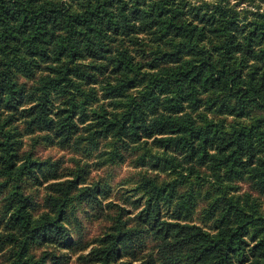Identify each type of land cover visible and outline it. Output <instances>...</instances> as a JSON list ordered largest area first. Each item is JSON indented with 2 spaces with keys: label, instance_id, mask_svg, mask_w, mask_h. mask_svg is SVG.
<instances>
[{
  "label": "trees",
  "instance_id": "1",
  "mask_svg": "<svg viewBox=\"0 0 264 264\" xmlns=\"http://www.w3.org/2000/svg\"><path fill=\"white\" fill-rule=\"evenodd\" d=\"M239 1L0 0L5 264L59 259L77 244L78 204L112 221L82 256L91 264H264V8ZM37 132L61 145L112 138L106 161L143 148L153 174L128 189L138 210L79 173L38 204L21 184L45 171L23 149Z\"/></svg>",
  "mask_w": 264,
  "mask_h": 264
},
{
  "label": "rangeland",
  "instance_id": "2",
  "mask_svg": "<svg viewBox=\"0 0 264 264\" xmlns=\"http://www.w3.org/2000/svg\"><path fill=\"white\" fill-rule=\"evenodd\" d=\"M232 2H238V0H232ZM257 4H261L260 6L264 8V0L239 1L238 7L241 10L243 8L254 10L257 9ZM111 142H113L112 138H103L98 144L82 142L79 146L76 144L61 145L56 141L47 140L43 137V133L23 134V149L32 151L39 160L46 161L43 167L44 172L38 171L36 175L24 177L21 182L24 191L30 193L38 204H42L46 186L51 181L73 179L79 173L81 185L99 182L101 197L104 201L113 200L123 205L130 210L129 216H132L138 210L134 201L141 193L135 194L129 192L128 189L137 184L142 174L152 175L153 170L149 169V165H143L140 161L143 148L125 152L123 160L115 157V159L106 161L100 153L111 150L113 148ZM161 174L164 176L163 173ZM239 186L241 192L250 191L256 196L260 195L252 189L248 182L241 181ZM77 206V215L72 212L81 220L80 225L72 226L77 244L71 248H55L56 254L60 257L55 261L48 259V264H91L84 261L82 256L87 255L91 249L92 238L101 234L112 222L111 218H104L106 215L103 213L100 216L96 213L89 216V210L91 212H95V210L88 204H78ZM199 208L200 206L197 210ZM71 210L73 209L71 208ZM127 212L125 214H128ZM115 213L112 212V215ZM85 244L88 246L82 248ZM148 244L151 245L150 242ZM44 248L46 247L39 246L35 252L39 255ZM5 257L6 255L0 253V264H5Z\"/></svg>",
  "mask_w": 264,
  "mask_h": 264
}]
</instances>
